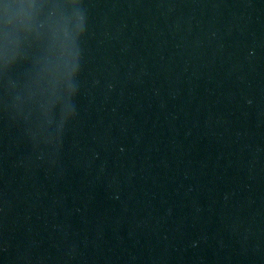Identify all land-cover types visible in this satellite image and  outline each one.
<instances>
[{
	"label": "water",
	"instance_id": "water-1",
	"mask_svg": "<svg viewBox=\"0 0 264 264\" xmlns=\"http://www.w3.org/2000/svg\"><path fill=\"white\" fill-rule=\"evenodd\" d=\"M264 163V0H0V244Z\"/></svg>",
	"mask_w": 264,
	"mask_h": 264
}]
</instances>
